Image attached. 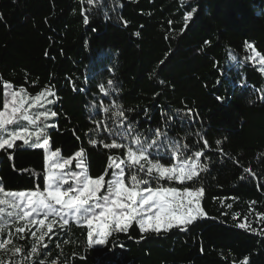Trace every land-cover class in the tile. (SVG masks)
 <instances>
[{
	"label": "trees",
	"instance_id": "trees-1",
	"mask_svg": "<svg viewBox=\"0 0 264 264\" xmlns=\"http://www.w3.org/2000/svg\"><path fill=\"white\" fill-rule=\"evenodd\" d=\"M249 45L264 59V0H0V112L12 90L40 96L26 103L36 122L11 130L41 133L0 149V192L45 193L47 155L36 145L52 134L58 150H83L88 176L108 183L128 151L107 145L121 144L118 129L133 118L141 133H168L180 162L200 151L204 169L157 184L126 167L124 182L135 174L154 189H203L205 214L158 232L133 223L103 247L89 227L59 219L41 242L10 228L0 264H264V71Z\"/></svg>",
	"mask_w": 264,
	"mask_h": 264
},
{
	"label": "snow or ice",
	"instance_id": "snow-or-ice-1",
	"mask_svg": "<svg viewBox=\"0 0 264 264\" xmlns=\"http://www.w3.org/2000/svg\"><path fill=\"white\" fill-rule=\"evenodd\" d=\"M91 3V0H89ZM196 12V9H192V13ZM192 13L186 17V19H191ZM87 23V21H85ZM250 47V45H249ZM23 91V90H21ZM101 91H103V87H101ZM48 95H55V93L49 92ZM107 95V94H106ZM18 94L12 93V101L13 104H16ZM36 101H40V96H37ZM218 100L222 98L217 97ZM23 103V100L20 101ZM48 103H54V101H48ZM9 107L8 103L4 104V108L7 110ZM105 112H109V109L105 108ZM16 109H13L12 116H10L7 120L3 119L4 113L0 112V132H6L7 129L5 125H11L14 122L13 117L15 116ZM191 113V110H189ZM23 119L29 120L30 123H35L30 117L26 114H22ZM41 115L47 116L48 112L41 113ZM52 116H56V112H51ZM115 118L119 121L122 117L125 116V112L123 110H117L115 113ZM165 126L167 128H171L174 118L167 116L165 114ZM184 119V117H180ZM53 128L56 127L55 124L52 125ZM121 136V144H117L115 142L108 144L109 148H118L122 146V142L125 138H135V145L137 146L135 151L131 150V145H129V151L127 153L128 158L132 162V166L139 165V168L136 169L138 172H145L147 176H149L153 181L159 184L161 179H166L169 182L173 180L179 181L181 184H184L185 181H193L194 178L198 176V172L201 169H204V166L199 163V157L201 156V152L197 151L195 153L196 163L195 164H185L180 163L173 167H164L160 162L153 161H164L168 164H171V159L165 160V157L168 155V147L172 146L174 151H179V149L175 146V141H170L169 135L166 132L152 130L150 134L141 133L138 128V122L133 118H128L126 123L118 129ZM31 135L26 130L24 131H12L8 133L10 138H3L0 136V149H12L14 147V142L17 139H23L25 136ZM41 133H36V138L39 140ZM143 137V140H141ZM157 137V138H153ZM24 143L28 144V140L24 139ZM47 139L44 140V145H47ZM219 143V141L217 142ZM42 145L37 144L36 147H41ZM82 151H76L75 156L77 158L82 156ZM54 156H59V152L53 154ZM149 156L151 160H149ZM186 158V157H185ZM144 161V163H141ZM70 160H66L63 163H57L56 168L60 169V172L50 174L48 176V188L49 190L43 194H35V193H24L20 192L16 194L18 198H23L26 195L29 197L27 199V207L29 211L23 213V217L27 219L29 216H32L33 213L39 215L41 212L45 215V217L50 215H60L63 216V210H68L70 212H74L77 216L81 218H87L89 213H94V209L97 207L103 208L104 212L101 213V218H105L107 215H112L116 220V226L120 231H124L127 225L121 226L119 224V217L113 212L114 208L125 209L131 207V205L137 204L136 197L139 195V209L132 208V215L130 219H135L136 216H141V219L137 222L140 225L141 229H145V223L151 224L153 217L156 221L155 223V231H159L162 226V223L166 224L168 227H171L176 221L184 220L186 224L192 223V221L197 218H203L204 213L199 210V200L203 193V189L190 190L191 186L185 185L183 191L178 190L176 187H167V188H153L147 187L146 194L144 191L138 192L136 190L137 175L132 174L131 179L133 183V189L131 191H127L124 188L123 181L119 178L124 175V169H120V174L115 179L109 181L108 183V195L103 196V203H95L92 205H88L89 199H95L96 193L99 191L101 186V181L104 179L103 176L98 180H89L86 176L83 180L80 179L77 174L72 173V178L77 181L76 186L69 185L67 189L63 192L60 191L62 187V183H67V177L63 173V169L65 165L70 164ZM79 164V161H78ZM145 164L148 166L145 169ZM156 171L159 173L158 176L153 175V172ZM116 176L115 173H113ZM143 183L148 184L149 180H143ZM90 186H92L90 188ZM78 193L76 195H69V193ZM126 193V200L121 202V196ZM115 194V199H111L112 195ZM11 195V194H10ZM127 200H131V205L127 202ZM54 201V204L52 203ZM109 202L111 203V207H109ZM195 202V205H194ZM5 203L4 200H0V204ZM54 205H60V210L56 209ZM145 206H147L146 212ZM13 207H16L13 204ZM231 207V205H228ZM153 209H155L153 215H147V213H152ZM195 212L196 215H192L191 213ZM10 216L17 215V213H9ZM121 216L124 213L120 214ZM146 217V219H145ZM34 221L30 220L29 223H33ZM39 223L41 225L44 224V220H40ZM107 221L105 220V224ZM89 227L92 225V220L88 219ZM49 231H51V225L48 226ZM238 227L244 228V224H239ZM18 232H23L24 229L21 227L17 229ZM180 231H186V227H180ZM89 239L93 238V234L91 231L87 233ZM106 236L107 232H101L98 234V238L95 239V245L97 246H106ZM16 251H20L19 248L15 249ZM33 253L36 252L35 246H33Z\"/></svg>",
	"mask_w": 264,
	"mask_h": 264
},
{
	"label": "rangeland",
	"instance_id": "rangeland-1",
	"mask_svg": "<svg viewBox=\"0 0 264 264\" xmlns=\"http://www.w3.org/2000/svg\"><path fill=\"white\" fill-rule=\"evenodd\" d=\"M250 55H251V59L252 61L259 65L262 70L264 71V59L257 53V51H255L253 49V47L250 45V47L248 48ZM15 92L18 94L17 97V101L16 104H13L12 101V93ZM9 96H10V100L7 102L9 107L8 109L4 110L2 113H4V117L3 119L7 120L10 116H12L13 113V109H16V113L15 116L13 117L14 122L11 125H5V128L7 129L6 132H0V136H2L3 138L7 139L10 138L8 136L9 132H12L11 127H13L14 125H19L23 122H29V120H25L23 119V115L22 114H26L28 117H30L32 120H34L36 122V120L33 118L32 114L30 113L29 109L26 107V103L30 101V98L28 97V95L24 96L22 95V93H19L17 90H12L9 92ZM23 100V103L21 104L20 101ZM30 102H33L32 106L37 105L39 103V101H36V99L31 100ZM32 124V123H31ZM20 131H24V130H18L17 132ZM28 133H30L31 135H27L25 136L23 139H17L18 140H23L27 139L28 141H30L31 139H37L36 138V133H39L38 130H32V129H28L26 130ZM57 139H58V134H52L50 136V138L47 140L48 143L47 145H44V142H42L40 145L41 148H43L46 151V155H47V167H48V176L50 174L53 173H57L60 172L61 170L56 168V164L57 163H63L66 160H70L71 163L65 165V168L62 170L63 173L66 175L67 177V183H62V187L60 189L61 192H63L65 189H67L69 187V185L72 186H76L77 181L75 179L72 178V173L77 174V176L80 177L81 180H83V178L86 176L89 180H94L92 178H90L88 176L87 173V168H86V164L85 161H83L82 157L77 158L75 156V152L78 151L77 149H70L68 151L62 152L60 150L57 149ZM121 139V136H120ZM141 140H143L141 138ZM15 141V142H16ZM123 142L125 143V146L127 148V151H129V145H131V150L135 151L136 149V145H135V138H125L123 140ZM59 152V156H54L53 154ZM168 159L171 158L174 161V165H178L180 163H185V162H180L178 160L177 157V153L176 151H174L171 147L169 149L168 147V155L166 156ZM150 158V156H149ZM79 161V164H78ZM154 162V161H153ZM196 161L192 162V163H185V164H195ZM116 167L118 169V172L116 173V176L114 177V179L119 176L120 174V169L123 168L125 169L126 167H134L135 169H137V166H132V162L131 160L128 158L127 156V160H119L117 162H115ZM170 166V167H173ZM165 167V166H164ZM200 171V170H199ZM199 174V172H198ZM123 183H124V188L127 191H131L133 189V181L131 182V184H126L124 182L123 176L119 177ZM98 180V179H97ZM161 180H165L168 181L166 179H161ZM138 181V180H137ZM171 182L174 183H179L181 184L179 181L177 180H173ZM189 181H185V183H187ZM109 183V182H108ZM108 183H105L104 179L101 181V186L99 191L96 193V198L95 199H89L88 200V205H92L95 203H103V196L108 195ZM148 184H145L141 181H138V183L136 184V190L138 192L140 191H144L146 194V189ZM92 186H90L91 188ZM49 190L48 188V177H47V188L45 193ZM180 190V189H178ZM183 191V190H180ZM20 193V192H18ZM18 193H7V194H3L0 192V200H4L5 203L0 204V235L3 234V232L8 233V231H11V229L15 228V231H17V229L21 228V227H17L16 225L19 223V225H23V229L24 232H30L31 236H36L37 239L41 242L44 241L45 237H46V232L45 230H49V219H59L61 222H63L64 224H68V223H75L78 225H83V226H87L89 227L88 224V219L92 220V225L90 228L92 234H93V238H92V244L94 246L95 245V239L98 238V234L101 232H107V236H106V240L107 238L111 235V233L113 232H118L120 231L119 228H117L116 226V220L114 219V217L112 215H107L105 218H101V213L104 212L103 208L97 207L95 208L94 211V215L93 213H89L87 218H81L79 216H77L74 212H70L68 210H63L64 215L60 216V215H50L45 217V215L41 212L39 215H37L36 213H33L32 216H29L27 219H25L23 217V213L26 211H29L28 207H27V199L29 198L27 195L23 198H18L16 196V194ZM26 194L28 193H35V194H43V193H37V192H24ZM11 194V195H10ZM78 193H69V195H76ZM115 194L112 195L111 199H115ZM201 199V197H200ZM126 200V193L124 195L121 196V202H124ZM137 200V204L135 205H131V200H127V202L131 205V207L129 208H125V209H118V208H114L113 212L119 217V224L121 226L127 225V227L125 228V230L132 225L133 223H137L138 226L140 227L139 223L137 222L138 220L141 219V216H136L135 219H130L131 215H132V208H137L139 209V200L140 197L139 195H137L136 197ZM54 204V201L52 202ZM13 204L16 205V207H13ZM195 205V202H194ZM56 207V209L60 210V205H54ZM109 207H111V203L109 202ZM147 206H145V212H146ZM199 210L201 211L200 208V200H199ZM155 209H153L152 213H147V215H153ZM9 213H17V215H12L10 216ZM121 213H124V215H120ZM192 215H196L195 212L191 213ZM146 219V217H145ZM32 220L34 221L33 223H29V221ZM40 220H44V224L41 225L39 223ZM105 220L107 221V223L105 224ZM155 219L153 217V220L151 222V224H148L147 222L145 223V229H142L144 231H149V230H155ZM51 225V224H50ZM187 225L185 223L184 220H178L176 221L171 227H175V226H184ZM171 227H168L166 224L162 223V226L159 230H164V229H169ZM11 228V229H10ZM52 228V227H51ZM49 232V231H48ZM5 246V245H3Z\"/></svg>",
	"mask_w": 264,
	"mask_h": 264
}]
</instances>
